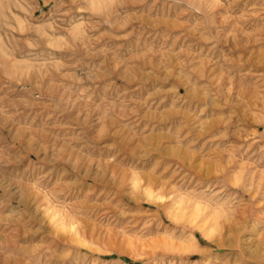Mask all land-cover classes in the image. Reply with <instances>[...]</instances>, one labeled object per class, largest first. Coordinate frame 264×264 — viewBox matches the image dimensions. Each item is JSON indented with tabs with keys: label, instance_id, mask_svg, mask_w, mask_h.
<instances>
[{
	"label": "rangeland",
	"instance_id": "374dc122",
	"mask_svg": "<svg viewBox=\"0 0 264 264\" xmlns=\"http://www.w3.org/2000/svg\"><path fill=\"white\" fill-rule=\"evenodd\" d=\"M263 153L264 0H0V264H242Z\"/></svg>",
	"mask_w": 264,
	"mask_h": 264
},
{
	"label": "bare ground",
	"instance_id": "6f19581e",
	"mask_svg": "<svg viewBox=\"0 0 264 264\" xmlns=\"http://www.w3.org/2000/svg\"><path fill=\"white\" fill-rule=\"evenodd\" d=\"M9 19V18H8ZM4 63H5V60H4ZM5 126V125H4ZM8 127V126H7ZM4 129V128H3ZM9 130H11L9 128ZM8 130V131H9ZM14 131V130H13ZM3 132V131H2ZM10 132V131H9ZM4 134V133H3ZM17 134V133H16ZM15 135V134H14ZM17 135H15L16 137ZM11 137V136H10ZM12 138V137H11ZM14 138V137H13ZM18 138V137H16ZM15 138V139H16ZM20 139V138H18ZM46 139V138H45ZM14 140V139H13ZM21 140V139H20ZM19 140V143L22 142ZM47 140V139H46ZM18 141V140H17ZM50 141V140H49ZM48 141V142H49ZM22 145V144H21ZM24 145V144H23ZM22 145V146H23ZM28 149V148H27ZM31 149V148H30ZM30 152V151H29ZM33 152V151H31ZM259 160L257 159V161H259V163L264 166V153L261 154L260 157H258ZM248 168V166H247ZM248 172L250 173L251 170H250V167L248 169ZM248 173V174H249ZM251 180H254L255 179V174L253 173L251 178ZM248 180L246 179V182ZM252 183V182H251ZM250 183V185H251ZM264 170L263 172L260 174L259 176V185H258V188L257 189H264ZM166 187V186H165ZM168 187V186H167ZM256 189V190H257ZM9 196V195H8ZM11 197V196H10ZM182 197V196H181ZM186 198V196H183ZM246 197H249L250 200H252L254 197H252L250 194L246 195ZM14 198H17L14 196ZM14 198H10L11 199V204H13V200ZM9 199V200H10ZM177 200V199H176ZM182 200V199H181ZM180 200V201H181ZM187 200V199H186ZM189 200V198H188ZM193 200V199H192ZM191 200V201H192ZM44 201V199H43ZM185 201V200H183ZM46 202V200H45ZM194 202V201H193ZM190 203V202H188ZM17 204L19 207H22V208H25L27 209L28 208V204H27V201L20 196L19 200L17 201ZM197 204V203H195ZM199 204V203H198ZM197 204V205H198ZM252 204V203H251ZM196 206V205H195ZM192 207H194V205L192 204ZM199 207V205H198ZM196 207V208H198ZM202 207V206H201ZM195 208V207H194ZM193 208V209H194ZM200 208V207H199ZM203 208V207H202ZM191 209V208H189ZM187 209V210H189ZM52 210V209H51ZM62 210V209H61ZM66 210V209H65ZM185 210V209H184ZM196 210V209H195ZM54 211V210H52ZM51 211V213H53ZM59 211V210H58ZM57 211V212H58ZM64 211V210H62ZM177 211V210H176ZM199 211V210H198ZM254 211V212H253ZM55 212V211H54ZM174 212V211H173ZM203 212V211H202ZM56 213V212H55ZM60 213V211H59ZM64 213V212H63ZM199 212H196L195 214H197ZM61 214V213H60ZM59 215V214H58ZM54 216V214H53ZM67 216V215H66ZM54 220V219H53ZM246 223L250 222L252 223L251 224V228H250V236L249 238L246 239V241H244L243 243L239 242L236 246H231L233 248H237L239 253H238V256L240 259V261L242 262V264H264V204L263 205H258V207L256 208H253L249 215L246 217L245 219ZM60 225V224H59ZM248 226V225H247ZM249 231V230H248ZM244 240V239H243ZM162 242V241H161ZM169 242V241H168ZM167 243V242H166ZM171 245H173V243L169 242ZM164 244H165V240H164ZM162 245V244H161ZM175 245V244H174ZM166 246V245H165ZM167 247V246H166ZM170 247V246H168ZM172 247V246H171Z\"/></svg>",
	"mask_w": 264,
	"mask_h": 264
}]
</instances>
